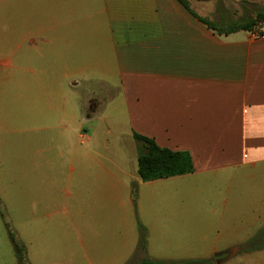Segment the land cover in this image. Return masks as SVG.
<instances>
[{
    "label": "crops",
    "instance_id": "obj_1",
    "mask_svg": "<svg viewBox=\"0 0 264 264\" xmlns=\"http://www.w3.org/2000/svg\"><path fill=\"white\" fill-rule=\"evenodd\" d=\"M1 40L0 200L29 228L64 215L83 251L124 264L206 229L215 242L242 204L264 220V19L218 35L177 0H0ZM82 83L98 85L83 101ZM134 132L193 171L141 180ZM262 169L263 201L241 200ZM164 182H181L182 217Z\"/></svg>",
    "mask_w": 264,
    "mask_h": 264
},
{
    "label": "rangeland",
    "instance_id": "obj_2",
    "mask_svg": "<svg viewBox=\"0 0 264 264\" xmlns=\"http://www.w3.org/2000/svg\"><path fill=\"white\" fill-rule=\"evenodd\" d=\"M188 2L192 10L210 21H216L219 16L226 19H238L264 6V0H188ZM7 55L8 41L1 40L0 61L6 60ZM93 86L98 85L82 83V101L86 97L85 92L91 90ZM242 183L250 188L241 190V200H248L252 203L263 201V169L253 177H242ZM181 186V182H164L159 185V188L170 191L167 200L161 204L169 208V213L180 217L182 215L179 213L186 208L178 203L176 188ZM149 191L153 190L149 189ZM5 193L8 196L11 192L6 190ZM16 197L22 201L24 192L17 190ZM243 206L242 204L239 221L226 223L224 232L219 234L215 242L213 236L218 233L212 229H206L200 233V235H206L205 239H178L176 248L163 247L162 249H165L163 251L167 254H160V257L156 259L178 261L205 258L207 256L205 251L209 250L212 245L224 247L227 244H236L227 249L231 251L230 256L219 262L213 259L215 253H212V257H208L211 259V264H264L263 214L258 218ZM256 209L263 210V206L258 204ZM19 211V207H17V213L9 210L6 197L0 200V264H106L102 261L110 255L88 253L79 247L73 237L71 219L68 220L64 215L54 214L43 222L39 229L36 228L35 223L29 228L25 222L24 211L21 213ZM253 217L258 219L252 221ZM230 227L231 229H227ZM27 230L30 234L29 241H26L25 237Z\"/></svg>",
    "mask_w": 264,
    "mask_h": 264
},
{
    "label": "trees",
    "instance_id": "obj_3",
    "mask_svg": "<svg viewBox=\"0 0 264 264\" xmlns=\"http://www.w3.org/2000/svg\"><path fill=\"white\" fill-rule=\"evenodd\" d=\"M177 1L194 17L218 35H226L240 30L254 31L264 19V6H262L238 19H226L223 16H219L216 21H210L196 14L191 9L188 0ZM133 138L139 143L137 149V173L141 180L149 181L193 171L192 158L188 152L161 147L152 138L135 132L133 133ZM138 233V249L145 250V228L139 222ZM126 264H211V259L193 258L170 261L145 257L139 261L130 260Z\"/></svg>",
    "mask_w": 264,
    "mask_h": 264
},
{
    "label": "water",
    "instance_id": "obj_4",
    "mask_svg": "<svg viewBox=\"0 0 264 264\" xmlns=\"http://www.w3.org/2000/svg\"><path fill=\"white\" fill-rule=\"evenodd\" d=\"M230 254H231V251H229V250L220 251V252L215 253L213 259L216 262H219L223 259H226L228 256H230Z\"/></svg>",
    "mask_w": 264,
    "mask_h": 264
},
{
    "label": "built area",
    "instance_id": "obj_5",
    "mask_svg": "<svg viewBox=\"0 0 264 264\" xmlns=\"http://www.w3.org/2000/svg\"><path fill=\"white\" fill-rule=\"evenodd\" d=\"M256 33H254V35H255Z\"/></svg>",
    "mask_w": 264,
    "mask_h": 264
}]
</instances>
